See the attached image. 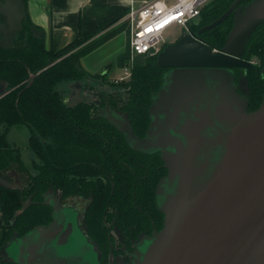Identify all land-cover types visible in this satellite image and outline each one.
Returning <instances> with one entry per match:
<instances>
[{
    "label": "water",
    "instance_id": "95a60500",
    "mask_svg": "<svg viewBox=\"0 0 264 264\" xmlns=\"http://www.w3.org/2000/svg\"><path fill=\"white\" fill-rule=\"evenodd\" d=\"M242 1L235 0L198 32L187 28L159 52L157 63L174 69L163 75L168 84L153 96L145 139L110 108L109 100L100 110L99 117L111 121L133 148L161 153L168 171L157 189L163 228L144 238L146 248L137 247L130 264H264V96L258 108L249 111L234 71L251 64L243 56L252 34L264 23V0L239 6ZM232 13L234 25L222 48L199 37ZM26 17L25 0H0V34L7 43L23 29ZM121 19L114 18L107 27ZM33 29L38 36L39 29ZM33 81L34 76L27 87ZM178 88L188 98L165 102ZM82 89L76 88L69 106L83 100ZM8 92L0 88V98ZM0 185L23 189L18 180L1 174ZM53 206L49 224L13 238L3 253L9 256V247L19 239L17 259L10 257L18 264H79L82 254L74 252V223L61 212L64 207L58 199ZM3 222L0 215V225ZM78 226L82 229L79 221Z\"/></svg>",
    "mask_w": 264,
    "mask_h": 264
},
{
    "label": "trees",
    "instance_id": "16d2710c",
    "mask_svg": "<svg viewBox=\"0 0 264 264\" xmlns=\"http://www.w3.org/2000/svg\"><path fill=\"white\" fill-rule=\"evenodd\" d=\"M234 1L211 0L192 28L198 31L210 24ZM249 1L243 0L239 6ZM234 17L232 13L201 37L211 47L222 48ZM110 21L59 51L46 48L27 17L23 29L9 43L0 34V84L9 91L0 98V174L11 181V171L25 175L22 190L0 185V215L5 221L0 254L13 238L52 221L53 205L45 201V195L53 186L59 189L61 200H85L83 228L96 246L109 243L108 224L138 236L152 229V221L162 220L156 195L158 182L165 174L160 156L134 150L111 121L97 117L99 111L92 102L69 106L57 88L61 81L107 78V72L91 75L82 58L117 34L129 31L124 22L101 33ZM129 46L119 67L129 62ZM247 49L249 56L261 58L259 65L248 69L250 102L255 110L264 96V23L255 30ZM157 58L136 57L130 79L116 83L129 93L125 110L134 123L150 121L149 107L165 72ZM32 76L34 81L27 87ZM20 124L29 126V147L40 160L35 161V173L23 161L21 149L8 139L10 127ZM149 125L132 124L134 128L144 126L145 131ZM28 202L30 205L24 207ZM14 218L15 226H11ZM3 264L16 262L7 260Z\"/></svg>",
    "mask_w": 264,
    "mask_h": 264
},
{
    "label": "crops",
    "instance_id": "0c3cea01",
    "mask_svg": "<svg viewBox=\"0 0 264 264\" xmlns=\"http://www.w3.org/2000/svg\"><path fill=\"white\" fill-rule=\"evenodd\" d=\"M146 1L148 0H25V4L27 18L35 28L39 29L38 36L44 39L46 48L59 51L100 25L118 16L123 17L131 8L140 7ZM123 23L117 22L101 33ZM129 45L130 29L117 34L85 55L82 64L89 73L107 72L108 77L113 66L124 69L119 67V62ZM0 88L5 89L4 84H0Z\"/></svg>",
    "mask_w": 264,
    "mask_h": 264
},
{
    "label": "flooded vegetation",
    "instance_id": "af4514ba",
    "mask_svg": "<svg viewBox=\"0 0 264 264\" xmlns=\"http://www.w3.org/2000/svg\"><path fill=\"white\" fill-rule=\"evenodd\" d=\"M189 27L191 28L192 31H195L193 29L194 27L192 28L191 25ZM195 32H198V31L196 30ZM201 34H199L200 38H202ZM165 45L163 46V48L165 47ZM249 53L250 52L248 51V49H246V52L244 53L243 58H245L251 62L250 66L242 67V68H235L234 71L236 74L238 91L240 94H242L243 96L245 95L248 98L249 111H252L254 109L252 108V104L250 102L251 91H250L249 83H248V87L246 86V78L248 79V74H249L248 69L251 67H255V66L259 65L261 58L255 56V55L249 56ZM254 57H257V59L255 60ZM164 69H165V72H164V75H165V73H167L168 71H172L174 68H164ZM129 79H130V77L126 80H129ZM163 79L164 78H162L161 86L157 92H159L166 84H168V82H163ZM123 80H125V79L123 78L121 81H123ZM121 81H118V82H121ZM116 83H117L116 81H114V83H108L106 80V77L100 78V79H98L96 77L88 78L87 83L83 87V89L87 92L88 96L83 97V100L81 102H83V101L92 102L97 107V110L99 111V113L97 115V117H99L101 115L100 110L104 109L106 107L107 100H109L110 108L111 109L113 108L116 112H118L120 115H122L126 119V121H128L131 125L132 124H151L150 110H151V107L153 105V102L149 107V115H148V117H150L149 123L147 121H145L144 123H142V122L141 123L140 122L134 123L131 116H130V112L125 110V107L129 104V101H130L129 93H127V91L125 89H122V90L115 89L114 85H117V86L122 88V86H120ZM93 93H96V94H93ZM180 93H181V89L178 88L173 93H170L164 99V101L165 102H172L173 100H177L178 102H181V99L185 100L188 98L185 94L180 95ZM133 129H134L135 133L140 138L145 139L147 136V132H148L149 127L146 131H145L144 126L142 128L136 126L135 128L133 127ZM126 140H127V138H126ZM127 142H128V140H127ZM129 145H130V143H129ZM133 149L136 151H139V152H144L141 150H137L135 148H133ZM145 153L148 154L147 152H145ZM156 153L160 156V158L163 162V166L161 165V167L163 168V171H165V174L160 178V179H162L163 177H165L168 174V171L165 168V163L161 157V153L154 152V153H149V155L156 154ZM36 157H37V155H36ZM35 161H37V160L34 159V164H35ZM30 170H31V168H30ZM33 173H35V172H33ZM11 174L14 177V181L18 180V182H20V184L23 187L25 175L18 173L17 171H11ZM160 181L161 180H159V182ZM159 182H158V184H159ZM157 189H158V186H157ZM157 189H156V195H157ZM112 193L114 194V190ZM45 198H46L45 201L48 199L47 202L51 203L52 205L54 203V199H58L62 207L72 208V209H75L76 211H78V213H79L78 221H79V224L81 225L83 231L85 232V230L83 228L84 227V221H85V210L87 207V203L85 202V200H79V199L75 200L74 198H68V199L61 200L60 191L55 186H53L51 188V190L46 193ZM53 210H54L53 211V217H54V212H55L54 206H53ZM161 213H162L161 222L152 221V229L150 231H147L146 233H141L138 236H133L127 230H121V229H118L117 227L111 226V224H108L107 226L109 229L108 230V242L109 243L105 244L104 246H101L100 244H98V246L95 245V247H96V249L100 255V257L99 256L98 257H99V261L101 262V264H130V263H132V261L135 258L134 253L137 251V244L142 242L144 240V238L151 237L155 231H159L163 228L164 213L162 211H161ZM52 220H53V218H52ZM49 223H47V224H49ZM4 224H5V221L3 222L2 225H4ZM2 225H0V238H1L3 231H4L1 227ZM11 226H15V218L11 221ZM3 252H4V250H3ZM3 252H2V254H3ZM2 254H0V264H3L7 260L15 262L9 256H7V254H5V253L3 255ZM80 259H82V260L85 259L84 254L81 255ZM16 264H18V263H16Z\"/></svg>",
    "mask_w": 264,
    "mask_h": 264
},
{
    "label": "built area",
    "instance_id": "2783aa9c",
    "mask_svg": "<svg viewBox=\"0 0 264 264\" xmlns=\"http://www.w3.org/2000/svg\"><path fill=\"white\" fill-rule=\"evenodd\" d=\"M208 0H148L140 7L131 8L121 21L130 29V53L124 72L138 56L158 55L168 42L165 31L171 26L189 28L200 16ZM116 79V78H115ZM121 81L123 78H117Z\"/></svg>",
    "mask_w": 264,
    "mask_h": 264
},
{
    "label": "rangeland",
    "instance_id": "374dc122",
    "mask_svg": "<svg viewBox=\"0 0 264 264\" xmlns=\"http://www.w3.org/2000/svg\"><path fill=\"white\" fill-rule=\"evenodd\" d=\"M211 0H209L207 3H209ZM206 3V4H207ZM184 33H187L186 27H180V26H171L165 31V38L168 42H174L178 40ZM94 38V37H93ZM256 60L257 57H254ZM91 75H94V72H90ZM131 76L130 69L124 72V69H118L116 66H113L110 73L108 74L109 78H106L108 83H114V81L120 80L117 78H124L125 80L128 79ZM113 77V79H111ZM116 78V79H115ZM87 83V79L79 80V81H61L57 88L63 95V98L68 104V100L72 97L74 94L76 88L78 86H85ZM114 88L117 90H122L123 88L114 85ZM82 96L87 97V92L82 89L81 90ZM30 137V128L26 124L21 125H14L10 127L8 130V139L11 143H15L21 148V152L23 155V159L28 167L31 168L33 172L36 170V166L34 164V159L39 161V159L36 157L35 153L31 150L30 147H28V139ZM62 213H68L69 221H73L76 232H77V242L75 246V253L76 254H84L85 259L80 261L79 264H101L98 257V252L93 244V242L89 239V237L84 233L82 229L78 226V211L72 208H63L61 210ZM60 214V213H59ZM145 241L137 244V247L140 248L141 251H143L147 244L148 239H144ZM17 244H19V239L13 241V245L9 247V257H14V259H17ZM66 255H68L67 252H65Z\"/></svg>",
    "mask_w": 264,
    "mask_h": 264
}]
</instances>
